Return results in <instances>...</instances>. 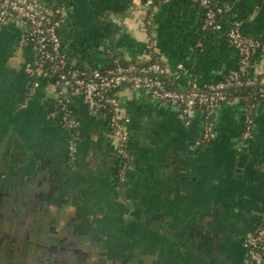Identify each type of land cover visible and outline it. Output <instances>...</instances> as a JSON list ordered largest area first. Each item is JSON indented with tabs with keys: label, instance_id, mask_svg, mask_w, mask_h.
Listing matches in <instances>:
<instances>
[{
	"label": "crops",
	"instance_id": "obj_1",
	"mask_svg": "<svg viewBox=\"0 0 264 264\" xmlns=\"http://www.w3.org/2000/svg\"><path fill=\"white\" fill-rule=\"evenodd\" d=\"M40 1L64 9L60 31L71 61L95 68L116 60L158 59L169 83L179 88L221 79L238 68L240 51L227 37L233 24L264 36V0H212L222 9L220 29L203 28L205 7L199 0H158L152 9L145 0ZM23 31L16 22L0 30V135H18L29 144L33 158L23 176L39 185L46 209L56 214L61 200L59 211L78 216L83 196L81 204L92 211L88 216L102 215L111 219L104 226L133 235L136 264H243V237L264 211V100L252 132H246L241 98L221 102L213 136L203 141L201 109L186 124L177 107L148 90L120 88L131 153L121 182L122 159L108 118L82 94L71 102L78 144L75 158L69 156L55 88L48 77L26 70L34 52ZM261 54L253 61L257 70L263 67ZM15 170L7 168L5 175Z\"/></svg>",
	"mask_w": 264,
	"mask_h": 264
},
{
	"label": "built area",
	"instance_id": "obj_2",
	"mask_svg": "<svg viewBox=\"0 0 264 264\" xmlns=\"http://www.w3.org/2000/svg\"><path fill=\"white\" fill-rule=\"evenodd\" d=\"M205 7L203 28L222 27L218 18L221 7L213 6L212 0H199ZM147 9H152L155 0H145ZM65 12L62 7H49L40 0H0V30L8 22L24 26L23 39L34 52L32 62L26 70L34 76L48 77L56 93V110L60 120L70 128L68 150L74 156L78 144L76 127L78 120L71 110V102L77 95H83L91 106L106 114L111 136L115 140L116 150L124 159L123 170L130 156L129 118L125 115L119 95L124 85L144 88L150 94L178 108L185 123L190 124L195 109L202 107L203 141L211 139L215 128L217 106L235 98L232 88L255 83L258 74L264 72V43L261 36L249 35L242 31L238 23L227 30L228 40L240 51L238 68L218 80L203 84L191 83L190 87H173L165 79V69L158 59L143 63L116 60L112 66L88 68L70 60L61 36V25ZM147 21L152 20L147 17ZM155 39L148 43L149 51L155 50ZM261 49L263 67L257 70L253 65V51ZM264 82V78L261 80ZM35 84L38 85L36 79ZM236 89V88H235ZM260 93L264 95V85ZM240 98V96H237ZM246 132H252L255 115L252 109H245ZM125 178V172L121 173ZM246 257L243 264H260L264 258V211L257 227L246 233L244 238Z\"/></svg>",
	"mask_w": 264,
	"mask_h": 264
},
{
	"label": "flooded vegetation",
	"instance_id": "obj_3",
	"mask_svg": "<svg viewBox=\"0 0 264 264\" xmlns=\"http://www.w3.org/2000/svg\"><path fill=\"white\" fill-rule=\"evenodd\" d=\"M62 123L63 122H61V125L64 124ZM66 130L68 131L67 137L69 144L71 131L69 127ZM68 144V154L70 157L75 158L77 147L73 156L69 153ZM28 147L29 144L26 142L24 137L18 135L11 136L9 133L7 135H0V213L2 215L4 212L1 209L5 206V204L2 203L3 201L12 202L13 199L18 200L21 193H24L27 197V191L32 188V184H29V179L26 178V175L23 176L25 170L23 168L24 165H26V163H28L29 160H32L31 158H33L32 154L28 150ZM117 154L122 159L121 162H119V175L122 182L125 180V178H121V168H123L122 164L124 159L118 152ZM130 158L131 155L127 158L128 161L127 167H125L126 169L129 166ZM13 166L16 167V170L12 173H9L8 175H5V170ZM36 191L42 192V190L39 188V185ZM47 197L51 199L50 194H47ZM81 198H83V196L79 195V201H77V207L79 209L78 216H70L66 213L61 216V212L58 210L63 204L60 203L61 200L56 201V203L59 204L56 207V214L51 213L46 209L47 207L45 204L48 203V200H39L41 204L39 205L38 219H41L42 222L47 221L49 223L56 218L58 220L62 219V217L67 218L69 225L66 227L67 229L72 228L70 229L71 232L78 233L81 237H86L88 240L90 238L98 242L101 248L98 251L103 255V264H136V261L139 260V252L133 246V235L129 234L128 232L120 233L116 226H113L112 228H110L111 226L106 227L108 226L106 225L107 223L110 224L109 220L111 219H104L102 215H96L94 218L92 216H88L87 214L92 212L91 208L89 210L86 209L84 204H81ZM72 201L74 200L72 199ZM23 202L27 203V198L24 199ZM76 219L78 220V224H75ZM115 221L116 219H113L112 223H115ZM95 224H97L98 227H96ZM42 227L43 226L40 225V227H38L39 229H37V232L39 233L38 236L35 237V239L32 238L29 241L31 245L29 243L25 246V244L22 243L16 247V245L13 243L11 247H8L5 245L6 242L0 241V264H64L62 263L63 261H60L61 259H54L53 261L51 259L58 254H61V252L64 250H74V247L70 246V243L66 238L57 236H55L54 239H49L46 237L49 242L47 244L46 241L42 243V239H44L45 235H47V232L42 229ZM50 229L52 228L50 227ZM244 238L245 236L243 237V240ZM63 244L65 246H63ZM104 257L107 259H104ZM66 264L68 263L66 262Z\"/></svg>",
	"mask_w": 264,
	"mask_h": 264
},
{
	"label": "rangeland",
	"instance_id": "obj_4",
	"mask_svg": "<svg viewBox=\"0 0 264 264\" xmlns=\"http://www.w3.org/2000/svg\"><path fill=\"white\" fill-rule=\"evenodd\" d=\"M112 139L113 142H115L114 138ZM121 169L122 172H125L123 168ZM31 184V193H34L33 195L27 194L26 197L24 193H21L18 200L13 199L12 202H2L5 206L1 209L4 212L3 215L0 213V241L6 242L5 245L8 247H11L13 243L16 247L22 243L26 246L30 243L29 241L32 238L35 239V237L38 236L39 233L37 229H39L38 227L41 225L43 226L42 229L47 232V235H45V238L41 241L42 243H44V241H46V244L49 242L46 237L54 239V237L57 236L66 238L70 246L74 247V250L67 249L62 251L61 254L53 257L51 259L52 261L54 259H61L60 261H63L62 263L64 264H66V262L68 264H101L103 262V255L98 251L101 249L98 242L90 238L88 240L86 237H81L78 233L71 232L70 229L72 228L67 229L66 227L69 226L67 218L62 217V219L59 220L56 218L49 223L47 221L42 222L41 219H38L41 199H38V193L36 192L38 184L36 181ZM26 198L27 203H24L23 200ZM60 212L61 216L65 213L68 214L67 211ZM50 227L52 229H50ZM63 246L65 245L63 244ZM104 259L107 258L104 257Z\"/></svg>",
	"mask_w": 264,
	"mask_h": 264
},
{
	"label": "trees",
	"instance_id": "obj_5",
	"mask_svg": "<svg viewBox=\"0 0 264 264\" xmlns=\"http://www.w3.org/2000/svg\"><path fill=\"white\" fill-rule=\"evenodd\" d=\"M158 0H155V3ZM154 3V4H155ZM214 4V3H213ZM214 6V5H213ZM220 13H218V18H220ZM261 39L264 43V36H261ZM261 49H255L253 51V61L255 58V55L257 52H259ZM113 65V64H112ZM111 65V66H112ZM108 67V66H107ZM264 78V72L258 74V79L256 80L255 83H250V84H244L242 86H238V87H233L232 88V93L231 95L237 97L240 96V98L244 101L245 104V109H252L254 112V115L256 113V109H257V105L264 100V95H262L260 93L261 87L264 85V82H262L261 80ZM165 79L169 82V79L167 77V75L165 74ZM213 81V80H210ZM170 84V83H169ZM171 85V84H170ZM124 86H130V85H124ZM123 86V87H124ZM172 86V85H171ZM174 87V86H173ZM236 88V89H235ZM120 89V88H119ZM197 108L202 109L201 106H198ZM129 149V147H128ZM130 151V150H129ZM131 154V153H130Z\"/></svg>",
	"mask_w": 264,
	"mask_h": 264
}]
</instances>
